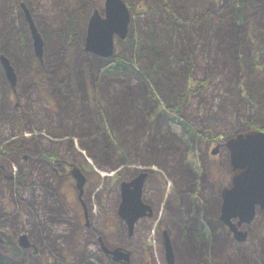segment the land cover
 Returning a JSON list of instances; mask_svg holds the SVG:
<instances>
[{
  "label": "rangeland",
  "instance_id": "rangeland-1",
  "mask_svg": "<svg viewBox=\"0 0 264 264\" xmlns=\"http://www.w3.org/2000/svg\"><path fill=\"white\" fill-rule=\"evenodd\" d=\"M125 1L129 31L125 39L116 38L113 55L129 58L139 50L145 65L155 46L163 52L161 72L150 73L166 100L186 101L185 117L201 133L204 184L189 190L186 144L167 117L150 119L154 101L144 81L132 70L121 78L103 74V57L86 50L90 18L96 9L105 16V0H0V147L15 149L0 153V240L20 248V236L27 234L31 246L20 249L28 264H124L106 251L116 246L130 251L128 264H168L166 230L174 264H204L207 253L200 258L182 250L187 200L192 193L196 204L220 220L221 191L231 184L232 167L227 146L217 155L212 148L250 130L246 121L252 114L264 115V93L249 76L256 46L252 25L240 32L226 26L235 22L229 19L232 0ZM24 7L44 40L42 58ZM256 19L264 20V10ZM2 57L13 67L15 83ZM242 72L256 105L239 95ZM104 116L119 137L116 144ZM46 152L60 161L52 164ZM75 167L87 176L81 197ZM144 171L149 175L143 197L154 214L139 219L130 233L119 214L121 183ZM223 226L230 234L226 252L205 264H264V212L240 226L248 231L245 241Z\"/></svg>",
  "mask_w": 264,
  "mask_h": 264
},
{
  "label": "trees",
  "instance_id": "trees-1",
  "mask_svg": "<svg viewBox=\"0 0 264 264\" xmlns=\"http://www.w3.org/2000/svg\"><path fill=\"white\" fill-rule=\"evenodd\" d=\"M231 3L232 5L229 7L231 18L229 19L235 22L228 25H226L225 21L223 23L233 32L237 29H239V32L243 31L246 25H252L251 31L253 32L251 35L253 39H255L256 46L251 55V68L249 71V76L251 79L253 78V81L255 82L254 86L264 93V20H262L263 22H258L256 19L258 11L260 9L264 10V0H232ZM171 14L175 20L180 21L179 16L174 11H172ZM250 16L252 19L251 21H248L250 20ZM237 23L239 24V28L235 26ZM259 23H263L261 25L262 27L260 28L258 26ZM256 26L258 27L256 28ZM73 35L74 32L72 31L70 37ZM163 55V52L160 51L157 46H155L152 51H150V56L148 58L149 64L145 65H143L139 59L141 56L139 50H137V52L129 58L126 56H111L107 59L103 58L100 63V71L108 76L121 78L126 77L128 72L132 70L140 79L144 81L145 88L148 91V96L154 101V107L152 109L153 111L151 110L152 112L149 113V116L151 117L150 119L152 121H157L158 118H161L162 116L167 117L168 119L165 118L167 119V125L170 127L172 132L186 144L185 155L186 161L188 163L187 171L191 175V186L189 190H191V188L194 190L197 182L202 183L203 186V180L205 177L202 157L197 146V141L201 136V133L198 132L193 124L185 117L183 107L185 106L186 101L177 99L173 100V98L172 101L166 100L163 96L165 92L160 90L155 84V80L153 79L154 76L150 73V70L153 68L156 75H158L159 72L157 70H160L161 68L160 60L162 61L164 58ZM147 66H149V68H146ZM242 69H244V67H242ZM247 80L248 76L242 72V75L239 76L236 82L237 90L242 99L249 100L251 103L256 105L255 101L249 94L246 85ZM175 88L176 89L174 92L176 93V96H180V91L178 93L179 88L176 84ZM180 90L183 93L185 92L182 91V89ZM175 93L173 94L175 95ZM183 95L185 96V93ZM103 119L109 138L113 143H118L119 137L109 126L107 117L104 116ZM246 125L249 127V129H261L264 131V115H260V113H256L254 115L252 114V116L248 117ZM13 150L15 149L11 148L10 146L0 147V153L4 156ZM119 150L123 151L122 147H119ZM54 153L46 152V155H44L52 164L55 165L59 162V160L58 157L53 158ZM195 200V195L190 193L186 204L188 208L190 207L189 212H187L190 220H188V222L182 223L184 230V249L182 250L187 252L189 255H200V258H202V256L206 255L207 253L210 258H203V263L205 264V262L208 263V259L212 261L216 258L214 254L221 257L222 254L226 252L225 245L223 244L224 241L226 242V239H229L230 237L228 234H226V231L223 230L224 226L221 221L218 220V218L213 213L208 212V209L204 208V205L196 204ZM236 247L242 250V247L238 245ZM235 253H237V248ZM0 258L1 264H28L26 252L22 251L20 248H18V246L16 247L12 242L8 243L4 240H0ZM187 259L190 260L189 257H187ZM232 264H235V262ZM237 264H241V262H238ZM242 264H249V262L243 261Z\"/></svg>",
  "mask_w": 264,
  "mask_h": 264
},
{
  "label": "water",
  "instance_id": "water-1",
  "mask_svg": "<svg viewBox=\"0 0 264 264\" xmlns=\"http://www.w3.org/2000/svg\"><path fill=\"white\" fill-rule=\"evenodd\" d=\"M29 21L35 52L42 58L44 53V40L36 28L33 20ZM131 21V10L124 0H105V16L98 9L92 14L86 39V50L99 54L103 58H110L114 54L116 38L125 39L128 35ZM6 74L11 82L15 83L16 75L7 58H2ZM221 144H218L212 154H217ZM226 146L230 151L233 176L231 186L222 191V209L220 219L234 232L238 241H245L248 231L240 228L244 223H251L257 214V209L264 210V131L252 129L238 132L227 139ZM80 196L84 191L86 176L79 168L72 171ZM148 172L139 173L130 181L121 184L122 201L119 206L120 216L126 220L130 233L134 230L136 222L145 217L152 216L154 210L144 201L143 192ZM234 219H238L237 223ZM165 257L168 264H174V249L168 231H165ZM20 246L27 249L31 246L27 234L20 236ZM111 252L116 261L124 264L130 263V251L123 246H117Z\"/></svg>",
  "mask_w": 264,
  "mask_h": 264
},
{
  "label": "flooded vegetation",
  "instance_id": "flooded-vegetation-1",
  "mask_svg": "<svg viewBox=\"0 0 264 264\" xmlns=\"http://www.w3.org/2000/svg\"><path fill=\"white\" fill-rule=\"evenodd\" d=\"M58 160L60 161V159H58ZM64 162H65V164H68V166H69V163H68L67 161H64ZM69 168H70V167H69ZM24 183H25L26 188H27L28 183H27V182H24ZM221 223L224 224L223 222H221ZM249 224H250V223H249ZM229 229H230V231L232 232L233 238L236 239L234 232L231 230L230 227H229ZM229 235H230V234H229Z\"/></svg>",
  "mask_w": 264,
  "mask_h": 264
}]
</instances>
